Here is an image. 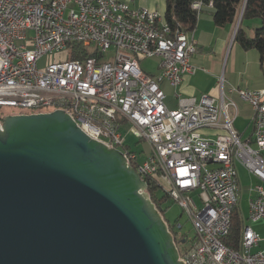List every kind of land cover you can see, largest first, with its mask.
<instances>
[{"label": "built area", "instance_id": "obj_1", "mask_svg": "<svg viewBox=\"0 0 264 264\" xmlns=\"http://www.w3.org/2000/svg\"><path fill=\"white\" fill-rule=\"evenodd\" d=\"M130 2L0 0V110L5 115L67 110L83 131H95L96 140L136 162L142 178L157 175L195 232L180 253L185 264H264L263 239L249 225L239 249L223 243L241 199L237 165L259 181L248 219L264 223V89L227 85L220 75L219 96L176 94L178 107L168 108L162 83L178 87L198 71L192 63L194 38L186 42L180 32V39L172 40L164 15ZM192 7L200 12L202 1ZM116 10L136 11V19L113 18ZM142 21H149L151 30L142 29ZM71 43L90 49L92 56L65 59ZM46 56L54 59L40 67ZM142 58L158 60L159 72L145 73ZM230 95L254 110L253 145L234 128L237 105ZM129 133L149 146L144 160L123 149Z\"/></svg>", "mask_w": 264, "mask_h": 264}, {"label": "water", "instance_id": "obj_2", "mask_svg": "<svg viewBox=\"0 0 264 264\" xmlns=\"http://www.w3.org/2000/svg\"><path fill=\"white\" fill-rule=\"evenodd\" d=\"M0 264L185 263L124 153L56 109L0 120Z\"/></svg>", "mask_w": 264, "mask_h": 264}, {"label": "crops", "instance_id": "obj_3", "mask_svg": "<svg viewBox=\"0 0 264 264\" xmlns=\"http://www.w3.org/2000/svg\"><path fill=\"white\" fill-rule=\"evenodd\" d=\"M124 1H131L132 7H145L158 11L162 15L166 11L165 0ZM237 23L236 25L229 23L222 26L217 25L212 18L211 8H205V12L200 16L195 30L189 34V39L193 41L194 38L197 48L196 53L192 57V63L198 67V71L194 75H186L178 87L172 86L168 81L162 83L161 86L166 95L165 103L168 108L175 109L178 107V97L176 94H179L181 97L198 98L202 95L219 96L217 81L220 75H224L227 85L248 90L264 89V77L260 68V54L255 49H243L235 40V34L238 29ZM258 24H260L259 20L247 23L250 28ZM245 26L243 28L249 35L248 29ZM156 61L159 72V61ZM169 96L175 97L177 101H167ZM230 96L235 100L237 105L234 128L243 141H248L253 145L252 118L254 110L248 102L241 100L236 95ZM238 167L237 165V171ZM258 183L259 181L256 184ZM239 185L241 193L240 179ZM250 222L263 224L264 226V223H261V221ZM249 226L256 230L252 225ZM261 243L259 247L263 248L261 247Z\"/></svg>", "mask_w": 264, "mask_h": 264}, {"label": "trees", "instance_id": "obj_4", "mask_svg": "<svg viewBox=\"0 0 264 264\" xmlns=\"http://www.w3.org/2000/svg\"><path fill=\"white\" fill-rule=\"evenodd\" d=\"M166 11L164 18L171 25V30L192 33L198 23L200 16L205 12V8H211L212 18L217 25L235 24L243 10L240 25L235 34V40L245 50L255 49L260 54V68L264 77V0H165ZM195 1H202V8L199 11L192 7ZM259 20L260 24L254 27H248L247 23ZM246 25V26H245ZM247 27L249 35L243 27ZM90 49L82 45L71 43L68 47V54L65 59H77L84 61L91 57ZM51 109L28 110L24 113L49 112ZM6 112L0 110V119ZM10 113V112H8ZM132 166L137 169L136 162L131 161ZM148 184V191L157 208L165 215L169 203L173 202L163 191L159 177L157 175L145 176L143 178ZM165 218V216H164ZM166 219V218H165ZM167 221V220H166ZM170 230L173 226L167 221ZM245 219L241 213L240 207H235L232 215V226L229 234L223 240V243L234 249H239L241 245L242 233L245 227ZM184 240V242H183ZM192 239H188L185 234L176 238L179 251L182 253L188 248Z\"/></svg>", "mask_w": 264, "mask_h": 264}, {"label": "rangeland", "instance_id": "obj_5", "mask_svg": "<svg viewBox=\"0 0 264 264\" xmlns=\"http://www.w3.org/2000/svg\"><path fill=\"white\" fill-rule=\"evenodd\" d=\"M53 56H46L40 62L39 66L42 67L47 63L53 61ZM140 68L147 74L156 75L158 72L157 69V61L151 58H142L139 62ZM167 101L176 102L177 99L173 96H169ZM125 130H129L126 127ZM248 134V133H247ZM123 149L135 154L139 161L144 160L150 154V148L145 141H139V138L129 133L124 138V147ZM239 179L241 181V199L239 203V207L245 222L249 225H252L260 237L263 239L261 243V247L264 248V226L263 224H255L251 223L248 219L249 217V200L253 196L252 188L258 182L256 177L251 174L246 168L238 165ZM196 200L199 201V205L201 204L198 195H194ZM165 218L169 222V224H174L177 220L180 225H182L181 232L187 236L188 239H192L195 235L194 229L192 227L191 221L187 218L185 214L182 213L181 207L176 202H170L168 209L165 213ZM262 223V221H261Z\"/></svg>", "mask_w": 264, "mask_h": 264}, {"label": "bare ground", "instance_id": "obj_6", "mask_svg": "<svg viewBox=\"0 0 264 264\" xmlns=\"http://www.w3.org/2000/svg\"><path fill=\"white\" fill-rule=\"evenodd\" d=\"M113 18H120L124 21H134L136 19V11H126V10H116L113 11ZM142 29L144 30H151V23L149 21H142ZM172 40H179L180 39V32L185 36L186 42H193L189 39V34L177 30V32L172 31ZM67 111V110H65ZM75 120V117H72ZM87 135L91 138L96 139V132L95 131H84ZM163 214V213H162Z\"/></svg>", "mask_w": 264, "mask_h": 264}, {"label": "flooded vegetation", "instance_id": "obj_7", "mask_svg": "<svg viewBox=\"0 0 264 264\" xmlns=\"http://www.w3.org/2000/svg\"><path fill=\"white\" fill-rule=\"evenodd\" d=\"M177 223L179 224L178 220L173 225H170L173 226L172 233L174 234L175 238H180L183 235V233L181 232L182 225L179 224L180 226L177 227Z\"/></svg>", "mask_w": 264, "mask_h": 264}]
</instances>
